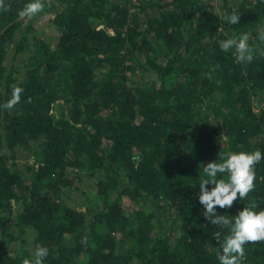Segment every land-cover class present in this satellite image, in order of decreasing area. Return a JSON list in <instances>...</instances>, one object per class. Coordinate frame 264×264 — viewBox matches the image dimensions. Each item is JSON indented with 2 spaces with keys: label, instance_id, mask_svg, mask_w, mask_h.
I'll return each instance as SVG.
<instances>
[{
  "label": "trees",
  "instance_id": "1",
  "mask_svg": "<svg viewBox=\"0 0 264 264\" xmlns=\"http://www.w3.org/2000/svg\"><path fill=\"white\" fill-rule=\"evenodd\" d=\"M27 2L0 9V105L24 89L12 110L0 107V264L32 259L37 245L49 249L43 264H220L213 233L228 230L203 215L199 183L228 151L264 154V0L228 11L203 0H45L23 26ZM233 9L234 25L222 18ZM44 13L55 43L34 27ZM250 31L262 46L251 63L221 50ZM10 50L23 68L6 63ZM138 69L155 78H134ZM21 149L34 160L26 169ZM255 172L248 198L218 214L264 209V159ZM84 177L91 194L69 202L64 188ZM244 247L242 264H264V242Z\"/></svg>",
  "mask_w": 264,
  "mask_h": 264
},
{
  "label": "clouds",
  "instance_id": "2",
  "mask_svg": "<svg viewBox=\"0 0 264 264\" xmlns=\"http://www.w3.org/2000/svg\"><path fill=\"white\" fill-rule=\"evenodd\" d=\"M45 6V0H28L18 14L22 19H32L41 14ZM0 9L9 10L5 0H0ZM222 18L230 24H238L240 13L233 9L230 15ZM248 40L249 35L244 33L238 38L233 36L219 41V46L225 52L234 49L233 55L237 63H251L254 59V50L248 44ZM259 40L264 42V31L259 33ZM23 92V88L13 86L11 97L0 107L12 110L20 102ZM262 159L264 154L260 149L228 151L219 156V161H211L204 166L206 178L199 183V202L204 206L203 215L211 224L228 230L223 235L221 231L213 233L219 245L217 256L220 264H242L245 244L264 242V209L257 210L255 203L243 207L232 218L220 215L216 211L217 207L231 208L237 199L248 198L256 187L255 168ZM209 184L213 185L210 190ZM48 253L47 247L37 245L33 258H23L21 264H43Z\"/></svg>",
  "mask_w": 264,
  "mask_h": 264
},
{
  "label": "rangeland",
  "instance_id": "3",
  "mask_svg": "<svg viewBox=\"0 0 264 264\" xmlns=\"http://www.w3.org/2000/svg\"><path fill=\"white\" fill-rule=\"evenodd\" d=\"M205 1L211 8H215L216 10H220L222 7H224V11H228L230 9V7L232 6V4L238 0H227V1H223V0H203ZM222 6V7H221ZM54 13H44L42 15H40L39 17L35 18L33 20V24L34 27L36 28L38 35L41 37H44L46 39L51 40L53 43H55L58 39V34L59 31L56 27V25L54 24V22L52 21V17H53ZM22 21V25H26L30 19L28 18H20ZM263 31V27L262 25L259 26V32ZM249 40H248V44L250 45V43H252V45H250V47L256 45L258 48H262L261 45H257L258 40L255 39L253 36V33L250 31L249 32ZM33 37H31L32 39ZM13 56V52L12 50H10L9 55L6 59V63L7 64H11V62H13L14 64H16V66L23 68L25 61L23 59V55H19L17 58L12 59ZM13 60V61H12ZM24 73H21V76H23ZM134 78L141 80V79H147V80H152L155 78V74L151 73V72H142L140 69H138L137 72L134 73ZM259 102V101H257ZM216 117V116H215ZM20 155H19V161H20V165L26 169L28 162L32 163L34 162L33 158L30 157V155L27 154L26 149H21L20 150ZM88 178L84 177L83 181L79 183L78 187H65L64 188V194L66 195L67 199L69 202L71 203H77V202H81V204H83V200L86 198V194L83 193V190H85L87 192V194H91V185L88 183ZM122 200L125 204V206L132 207V200L129 199L126 196L122 197ZM80 204V205H81ZM9 224H12V221H9ZM12 227V225H11ZM29 239L27 241V245L32 246L33 245V237L32 234L26 235ZM7 238V236H6ZM8 241H10V245L11 246H19L21 245L23 242L21 241L20 238L17 239H9Z\"/></svg>",
  "mask_w": 264,
  "mask_h": 264
},
{
  "label": "built area",
  "instance_id": "4",
  "mask_svg": "<svg viewBox=\"0 0 264 264\" xmlns=\"http://www.w3.org/2000/svg\"><path fill=\"white\" fill-rule=\"evenodd\" d=\"M134 2H153V1H158V0H132Z\"/></svg>",
  "mask_w": 264,
  "mask_h": 264
}]
</instances>
